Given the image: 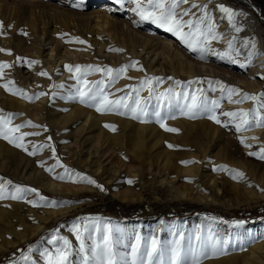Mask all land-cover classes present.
<instances>
[{"label": "bare ground", "instance_id": "obj_1", "mask_svg": "<svg viewBox=\"0 0 264 264\" xmlns=\"http://www.w3.org/2000/svg\"><path fill=\"white\" fill-rule=\"evenodd\" d=\"M7 1L8 0H0V7L7 6V8L12 10L13 7H11ZM82 1L83 0H79V2ZM239 1L246 6L255 8L252 0ZM144 2L146 3L147 0H144ZM191 3L206 5L212 17L213 25L214 22L217 25L219 24L215 32L219 34L222 39L213 40L211 42V47L214 51L220 53L228 51L227 43L235 37L233 41L234 48L240 52L239 57L234 56V58L238 60L237 63H231L227 56L221 59L219 55H213L211 53L206 54L205 58L201 60L198 52L182 53L181 49L175 47L171 40L137 32L135 29L136 26H131L133 25L131 22H127V24L121 19L125 14L127 18L132 20L140 18L131 10L135 5L125 2L123 7L119 5V9H122V14L120 13L117 15L110 10V7L104 6L102 9L95 10L86 18L85 21L88 22V28L85 29L84 32L91 41L89 43L91 49L88 50L86 47L82 48V52L79 55L74 54L75 56L72 58L71 62L68 63H65L64 56L55 58L58 47L50 42L43 44L42 48L38 51L21 46L24 39L30 38L31 36L22 30H14L12 18L8 17L7 21L1 18L0 22L3 23L4 34L0 35V48L6 50L7 48L8 50H12V47L17 48L16 53H20L22 56V61L17 65V70L15 67L13 69V61H10L6 56H3V58L1 57L4 59L3 62L12 65V67L4 69L2 78L8 75H15V72L20 75L29 74L27 76L28 78L24 75L20 76V78L24 77L25 79L24 82H21L20 87L27 96L36 98V103L31 110H39L41 108L48 109L49 104L56 103L54 105H56L57 108L67 112V115L64 114L63 119L70 123V127H73V125L77 123V119H79V121L84 122L81 130L86 129L88 125L86 118L91 119L89 127H95V125L98 127L107 123L114 124L116 127H128V130L133 132V138L135 139L130 151L132 153L130 156L138 160L141 159V156L146 154L144 152H147L152 144L156 143L151 142V140L146 143L144 137L147 135H151L152 141H161L162 136L166 134L167 137L163 139L162 143V146L165 147L169 143V140L176 141L178 138L183 140L197 138L193 136V132L206 129L205 142H207V144L203 147H199V155L197 153H191L195 155L188 154L195 162L188 163L187 167H181L182 171L179 174L180 176H184L180 177V179H190V181L193 177L196 178L201 174H204V178H208L209 181L205 183L208 185L206 188L210 189L211 186L210 190L201 187L200 180L196 181V192H198L196 200L200 202V199H205L208 196L210 199L218 201L219 196L217 195H220L221 183L217 179L221 178L224 183H227V179L223 178L224 175L228 174L231 178L232 175H234V173L230 174L227 170H220L221 166H226L227 169L238 170L245 174L244 178L240 179L243 184L242 187L235 183H231L234 190L241 187L244 192L248 194L247 200H261L264 198V159H260L258 155H249V153H259L261 149H264V127L254 125L251 128L238 132L236 131L233 118L223 115L224 112H236L240 110H257L261 115H264V109L259 107L261 103H264V96L261 95L264 94V89L262 88L264 85V38L262 36L259 21L254 12L247 11L244 17L245 23L239 25L238 27L241 30L236 32L233 27L234 23H230L227 16L219 10V5H224L234 11L233 7L225 4L223 0H190V4ZM41 4L42 2L39 0H22L15 4V9H19L23 13L29 11L30 13L40 15L43 11L41 6H39ZM190 4L182 5L181 10L183 8H188ZM255 10L257 12V9ZM192 13H195L197 16L199 13L201 14V11L199 8H193ZM189 18L190 16L184 17L185 20ZM261 20L264 23V17H261ZM104 27H107L112 33L118 31L127 34L128 37L126 40L120 39L121 43H118L117 39H114V42L110 41L111 38H108L105 34L103 30ZM60 40L65 43L61 38ZM245 41L255 42L256 45L255 51L257 55L253 57L251 64H247L246 57L248 52L252 51V49L250 45L245 47ZM11 42H15L16 46L11 47ZM113 43L125 46L126 50L122 49L123 51H115L116 48H121L117 45L112 46ZM50 45L54 48L44 56H41V63H39L48 66V68L43 71L47 72L48 75H38L42 70H32L31 67L33 65L29 66L28 61H35L40 57L44 48L47 49ZM80 46H86V44H80ZM55 48L57 51H54ZM97 61H103L105 66L113 69L126 64H133V62H135V66L128 68L130 71L128 78L125 77V71L114 84H109L108 82L111 77L105 76L104 73L101 72H95L92 76L89 75L84 79L82 76L78 81L76 72H69L66 67L71 65L74 68L76 65L81 66L83 63L93 65V63ZM241 63H244L246 66L241 67ZM96 66L100 67V65ZM85 67L86 66H83L82 70H84ZM237 69L240 71H236ZM149 77L161 78V82L158 85H155V82H153L157 94L168 88H174L178 92L187 90L190 93L195 92L197 89L202 90L209 102L212 100H217L219 102V107L215 110L217 113L216 116L219 117L218 119H220L221 123L217 124L215 120L209 121V119H207L209 113L207 112L199 114L198 120H195L189 115L181 114L177 107H173L171 111H169V109L164 106L161 108L162 117H166L164 123L167 127L178 130L177 132H169L165 131L159 123H153L152 119H155L153 116L143 117L141 120H131L127 119L129 115H119L116 112H98L95 107L89 112L90 109H85L83 104L78 105L75 101V98L79 96L77 90L85 87V81L92 82L104 79L105 84L108 85L105 91L111 93L109 99H116L130 93L131 87L133 88L136 84L139 86L140 81ZM8 81L11 80H6V82L5 80H1L0 84H6ZM176 81H180L181 84L179 86L176 85ZM190 81H194L195 83L189 85ZM1 87L2 85H0V99L3 100L1 102L4 103L7 96L3 95ZM8 87L12 90H16L15 83L9 84ZM229 88H236L239 90L238 94L232 96L233 101L242 100V94L245 93L255 95L258 99L255 101L243 100L241 103H230L227 98V89ZM41 92L46 93V95L39 96ZM142 92L140 97L143 102V100L148 97L147 87H145ZM197 95H199V93H197ZM129 103H131V100ZM155 103V98L149 101V112L153 110ZM180 103L183 104L184 100L181 99ZM19 106L21 109L29 110L27 99L21 94H19ZM0 115H3L5 118L10 117L11 123L14 125H26L24 122L17 123L19 121L17 119V110H5L1 106ZM176 115H178V117ZM75 116L77 117L72 122L70 118ZM145 120L147 122H144ZM105 121L108 122L104 123ZM8 127L13 126L10 124ZM22 128L16 135L25 133L21 132ZM35 137H37V140H35ZM251 137H255L256 139L245 140V143L250 145V147H246L244 143H241V138ZM24 138H26L25 143L29 145H24V148L30 149V151L36 144L39 143L38 146H41L46 142L43 136L38 135L25 136ZM192 145L195 144H191L189 147ZM209 148L215 150V152L208 155L207 149ZM0 166H3V163H1ZM203 168L206 170L200 173V170ZM19 172H21L22 176L28 174V176L31 177L30 171H28L26 167L22 171L18 169L14 175H19ZM131 172L133 173L134 169H127L125 174L118 180L117 178H119V176L106 172V174L103 173L99 177H92V179L97 183L99 180L104 179L105 183L111 186L115 185L117 182H122L123 185L128 186L126 187L129 188L128 191L121 190L120 194H118L120 195L119 199L122 201L128 198H139L142 195L144 185L142 186L139 181L137 182L136 179H134L135 176H129ZM6 174L11 175L9 171L0 172V185H2L5 190V198L0 199V210H6L8 212L1 211L0 214L3 215L8 213L9 215L16 216L17 220L19 219V225L24 229L21 234H16L13 239H1L0 251L3 249L7 250L9 247H13L33 237L43 230L48 220L59 217L70 210V206L72 205H69V203L63 204L66 202L57 203L47 199H41L42 197H40L39 194H35L31 191L34 186L39 185L49 192L60 190L61 192H70L74 194L83 191L85 188L97 189V187L92 184L88 187L78 184H76V186L56 184V181L52 180V178L42 175L46 180L45 182L35 180L31 188H29V185H27L29 187L24 188L26 191L21 194V199H11V195L16 194L15 190L19 187V182L9 183V179L7 180L9 175L6 176ZM62 174H64V171L57 176H61ZM217 174L219 177L215 178ZM125 176L127 177L125 178ZM127 178L132 181L134 179L130 186L128 181H126ZM249 187L256 189L251 190ZM30 201H33L36 205L38 204V206L42 208V214H44L41 219H38L36 216L38 219L36 220L37 223L31 229L25 227L22 217L16 213V211L24 205V210L29 214V217L31 214L34 215V209H29L31 205L33 206V203H30ZM203 201L204 200H202V202ZM26 205H30L29 208H27L28 206ZM43 207H45V209H43ZM11 210H13L12 213L9 212ZM194 217V219L182 220L180 222L174 219L165 221L163 218H156L155 221L150 223H141V221L121 223L117 222L115 219L112 220V222H105L107 218H103L100 222H96L97 227H101L99 231L96 234L89 231V234H86L84 239L86 243H90V240H92L91 238L94 240L97 239L100 243L104 230L110 229L113 239H115L117 235L121 237V242L114 245L115 250L120 253H125V251H122V248H124L128 251V259L131 260L132 246L137 244V237H140L139 246L141 251H143L145 247L151 245L153 237L160 242V245H167L170 247L174 240H178L180 236L183 235L185 238L184 244L187 246L188 237H193V243L195 244L194 238L199 234L205 241L206 247L204 251L207 253L206 256L201 257V264H264V222L247 223L241 227H233L226 226L205 215H195ZM88 223L90 225L93 224L94 221L91 220ZM117 229H119V231H117ZM92 233L94 237L91 236ZM213 242H216L217 247L215 255L211 252V245ZM47 245L50 244L47 243ZM92 245L93 244L90 243V247H92ZM46 248H49V246ZM49 249L54 250V246Z\"/></svg>", "mask_w": 264, "mask_h": 264}, {"label": "rangeland", "instance_id": "obj_2", "mask_svg": "<svg viewBox=\"0 0 264 264\" xmlns=\"http://www.w3.org/2000/svg\"><path fill=\"white\" fill-rule=\"evenodd\" d=\"M18 1L22 0L7 1L8 4L13 7L12 10L7 8V6L0 7V19L2 18L7 21L8 17L12 18L14 30H22L31 36L30 38H25L21 46L38 51L42 48L43 44L50 42L58 47V51L56 48L54 50L57 51L55 58L64 56L65 63L71 62L72 58L75 56L74 54L79 55L82 52V48L86 47L88 50L91 49L89 44L91 41L84 32L85 29L88 28V22L85 20L90 14L97 9H102L104 6L110 7V10L117 15H119L122 10L119 9V4L116 3V0H83L82 2H79V0H39L42 2L39 6H41L43 11L38 15L30 13L29 11L23 13L19 9H15V4ZM223 1L228 6L233 7L236 13L240 14L234 17L232 21L236 27L245 23V12H254L259 21L262 36L264 38V23L261 20V17H264V0H252L255 8L246 6L239 0ZM255 9L259 11L258 14ZM125 15L121 17V19L125 23L131 22L133 24L131 26H136L135 29L137 32L171 40L175 47L181 49L182 53L192 52L178 36L170 31H166L165 28L157 27V24L153 23L151 20L144 19L143 21L141 18L132 20ZM200 15L199 13L197 16ZM218 25L214 22V30ZM103 30L107 37L111 38L110 41L113 42L114 39H117V42L121 43L120 39L126 40L128 37L127 34L118 31L112 33L107 27H104ZM60 38L65 43H63ZM79 41H84V43H80ZM10 44L11 47L16 46L15 42H11ZM80 44H86V46H80ZM116 45L126 50L125 46H121L117 43L112 44V46ZM52 48H54L52 45L48 46L47 49L44 48L42 54L36 60L41 63V56H44ZM16 49L17 48L12 47V50H10L11 55L0 52V61L3 62L4 59L2 58L6 56L10 61H13V69L15 67L17 70V65L22 61V59L17 60V57L22 58V56L20 53H16ZM39 63L33 64L31 69H41L45 71V69L48 68V66ZM87 65L90 64L83 63L81 65V72H76L78 77L83 76L84 79L95 73L91 72L88 75H82L84 71L82 67ZM96 65H100L102 68L105 67L103 61L94 62L93 66ZM236 71L240 70L237 69ZM129 72V69H127L125 77H129ZM23 75L28 78L27 76L29 74L20 75L15 72V75H8L5 78H0V81L5 80L6 82V80H11L15 83L16 90L21 89V82H24L25 79L24 77L20 78V76ZM0 85L4 84L1 83ZM135 87H138V85L136 84L133 86V88ZM262 88L264 89V85ZM16 90L9 91L6 90L5 87H1V92L4 96H7V98L4 100V103L1 102L3 100L0 99V107L2 106L5 110H17V119L19 120L17 123L24 122L26 124L21 132L39 133L38 136H43L46 141L43 144L46 147L36 150L39 145L37 142L38 144H36L31 151L30 149L25 150L26 148H18L14 143H9L8 140L0 136V164L3 163V166H0V172L9 171L11 173V175L6 174V176L9 175L7 180L9 179L11 183L19 182V187L24 189L29 186V188H31L35 180L45 182V178L42 177V175H44L55 180L56 184L70 186H76V184H78L88 187L91 184L81 180L76 176V173H79L80 176H87L90 178L99 177L103 173H111L119 176V178H117L118 180L125 174V171L130 168V170L134 169V172H131L129 176H135L134 179L144 186L142 195L139 198H128L123 201L119 199L120 195L118 194H120L121 190L128 191L129 188H126L128 186L123 185L122 182H117L115 185L111 186L105 183L104 179L99 180L98 184L103 187V190L99 188H85L83 191H79L75 194L61 192L60 190L49 192L39 185L34 186V188H32L36 190L34 193L39 194L43 199L57 203L66 202L63 204L69 203V205L72 206H70V210L63 215L48 220L43 230L38 234L13 247H9L7 250H1L0 264H46V260L40 257L39 252L48 246L49 248L53 247L47 245L48 240L53 236L67 238L72 245L73 254L70 259L73 261V264H81L82 255L78 254L80 241L77 240L75 233L72 231L73 225L79 226L87 252L91 249L90 243L93 244L94 241L96 243L99 242L97 239L94 240L91 238L92 240H90V243H86L84 237L86 234H89V231L96 234L98 232L97 229L101 228L97 227L96 222H100L103 218H107L105 222H112V220L115 219L117 222L121 223H131L135 221L150 223L155 221L156 218H163L165 221L174 219L180 222L182 220L194 219L195 215H205L226 226L233 227H237L234 223L235 221H242V226L247 223L264 222V198L258 201L247 200L248 194L241 188L243 184L240 179H233L227 174L224 175L223 178L227 179L228 182L224 183L221 178H218L219 176L217 174L215 178H218L217 180L221 183L220 195H217L219 199L215 201L207 196L205 199H202L204 200L203 202L201 199L200 202L196 200L198 192H196L197 188L195 185L196 181L200 180L201 187L210 190L211 186L210 189H208L206 188L208 185L205 183L209 181L208 178H204V174H201L196 178L193 177L191 181L190 179H180V177H184L179 175L182 171L181 167H187V164L181 163L183 161L192 163L193 160L188 154L197 153L199 155V147H203L207 144V142H205L206 129L194 131L193 136L197 138L184 140L178 138L176 141L169 140V143L165 147L162 146V143L163 139L167 137L166 134L162 136V142L152 141L151 135H147L144 137L146 143L150 140L156 143L152 144L148 151L144 152L146 154L141 156V159L138 160L130 156L132 154L130 151L135 139L133 138V132L128 130V127H116V125L113 124L115 126L114 131L105 127L106 124H102L98 127H96V125L95 127H89L91 123L90 118H86L88 125L84 130H81L84 122L79 121V119H77V123L73 125V127H70V123L63 119L64 114L67 115V112L57 108L56 105H54L56 103L49 104L48 109L41 108L32 111L31 109L36 103V98L31 96V100L27 99V105L30 111L21 109L19 106V94H13ZM142 93L141 91L140 96ZM133 96H135V93H133ZM75 101L78 105L83 104L80 102V96H77ZM83 107L85 109H90L89 112L93 110V107L87 104H83ZM216 114L215 110V115ZM77 116L70 118L72 122ZM176 116L178 117V115ZM198 118L199 114L193 119L198 120ZM127 119L133 120L131 115H129ZM28 121H31L34 125H38V127L28 125ZM152 121L155 124L157 123L155 119H152ZM209 121H212V119H209ZM107 122L108 121H105L104 123ZM107 125L112 124L107 123ZM11 126L14 127L15 125L11 123ZM16 134L17 132L12 133V137L14 138L21 135ZM35 140H37V137H35ZM25 141L26 138H24L23 141L17 142L29 146ZM191 144L195 145L189 147ZM169 145H173L174 147H169ZM33 150L35 154L29 155ZM207 152L208 155H210L214 153L215 150L209 148ZM25 167L30 171L31 177H29L27 173H25L27 175L22 176L21 172H19V175H14L18 169L22 171ZM49 168L53 170L49 172L47 170ZM205 170L206 169L203 168L200 170V173ZM62 171H64V174L61 176L65 177L63 180L57 178V175H60ZM126 177L127 176H125V178ZM126 181H129L128 178ZM231 183L240 185L241 187L239 188L241 189L238 188L234 190ZM249 188L251 190L256 189L253 187ZM26 206L29 208L30 205ZM29 209H34L35 216L31 214L29 217V214L24 210V205L23 207L21 206L16 213L22 217L25 227L31 229L37 223L36 220L41 219L44 214H42V208H40L38 204L36 205L33 203V206L31 205ZM43 209H45V207H43ZM1 211L6 210H0V212ZM12 211L13 210L9 212L12 213ZM91 220L94 221V223L89 225L88 222ZM85 228H87V231H85ZM23 229L24 228L19 225V219L17 220L16 216L9 215L8 213L3 215L0 214V243L1 239H13L16 234H21ZM93 233L91 234L92 237H94ZM29 247L33 249L31 253L28 251ZM122 251L128 254V251L124 248H122ZM22 255L25 257L30 256L31 259H22Z\"/></svg>", "mask_w": 264, "mask_h": 264}, {"label": "snow or ice", "instance_id": "obj_3", "mask_svg": "<svg viewBox=\"0 0 264 264\" xmlns=\"http://www.w3.org/2000/svg\"><path fill=\"white\" fill-rule=\"evenodd\" d=\"M134 4L135 7L131 10L135 12L142 20L147 19L151 20L153 23H156L158 27L165 28L166 31L172 32L192 51L198 52L200 54L199 58L203 60L205 55L211 53L213 55H219L221 59L225 56L228 57L231 63H237L238 60L234 58L239 57L240 52L234 48L233 41L229 40L227 43L228 51L224 53L216 52L211 47V42L213 40L222 39V37L217 34L214 30V25L212 23V17L209 14L206 5H198L195 3L190 4V0H147L145 3L144 0H116L121 7L124 3ZM185 4H190L188 8H183L181 6ZM193 8H199L201 11L200 16H196L195 13H192ZM220 12L224 13L229 22L231 23L239 13L234 12L232 9L225 7L224 5H219ZM185 16H190L189 19L185 20ZM236 32H239L241 29L236 27L233 24ZM3 23L0 22V35L4 34L3 32ZM186 29V30H185ZM78 39V38H77ZM84 43V41H79ZM245 47L250 45L252 51H249L246 57L247 64H251L253 57L257 55L255 48V42H244ZM115 51H123L122 49H116ZM0 52H4L8 55H11L10 50L0 48ZM22 58L17 57V60ZM39 63L38 61H28L29 66ZM133 64H126L119 68L113 69L110 67H99L93 65H87L82 72V75H88L91 72H101L105 76L111 77L109 84H114L116 80L125 73V71L134 67ZM241 67H245L244 63L240 64ZM12 67L11 64L7 62L0 61V78L4 75V69ZM69 72H81V66L76 65L74 68L71 65L66 66ZM38 75L47 76V72H40ZM171 79V78H169ZM77 80H80V77H77ZM161 82L159 77H149L139 82V86L132 88L131 92L127 95L120 96L116 99H109L111 93L105 91L108 85L105 84V80L101 79L98 81L88 82L85 81V87L83 89H78L80 96V102L87 104L90 107H95L98 112H116L119 115H131L133 119L141 120L143 117L153 116L157 123L160 124L165 131L177 132L175 128L167 127L164 123L166 117H162L161 108L166 106L169 111L173 107H177L180 110V113L183 115H189L194 118L197 114H203L205 112L209 113L208 118L215 120L217 124L221 123L220 119L215 115V109L219 107V102L217 100L208 101L207 97L204 96L202 90L197 89L195 92H189L187 90L178 92L174 88H168L165 91L159 92L157 94L156 87ZM13 81H8V83L2 85L6 90L12 91L8 87L9 84H13ZM195 83L190 81L189 85ZM180 81H176V85H180ZM147 87L148 97L147 99L141 100L140 92ZM223 91V90H222ZM228 92V101L230 103H241L243 100H257V96L242 94V100H232L234 94H238L239 90L236 88L227 89ZM21 94L24 98L31 100V96H27L26 93L21 89H17L13 94ZM132 93H135V96H132ZM199 93V95H197ZM46 93L41 92L39 96H44ZM264 96V94H261ZM155 98L156 103L153 106V110L149 112V101ZM183 99L184 103L181 104L180 100ZM131 100V103L129 101ZM166 102V105H165ZM260 108L264 109V103H261ZM224 116L233 118L235 122L236 131L246 130L252 126H261L264 127V115H261L257 110L249 111H236V112H224ZM175 118V117H172ZM144 122H147L146 120ZM28 125L32 127H38V125L32 124L31 121L27 122ZM11 124V118H5L3 115H0V136L8 140L9 143H14L16 147L23 148L22 143L17 141H23L25 136L30 135H39V133H22L19 136L12 137V133L19 132L24 125H15L14 127H8ZM115 130L114 125H105ZM246 139H256L255 137L251 138H241V143H244L246 147L250 145L245 143ZM46 147L45 145L38 146L39 148ZM169 147H174L169 145ZM27 150V149H25ZM54 151V149H53ZM35 151L30 152L29 155H34ZM249 155H258L260 159H264V149H261L259 153L250 152ZM195 161H192L194 163ZM182 163L188 164L189 161H183ZM51 172L53 169H47ZM220 170H227L232 175L233 179H243L244 173L238 170L227 169L226 166H221ZM76 176L81 180L87 182L88 184L95 185L97 188L103 190V187L99 185L95 180L87 176H80L79 173H76ZM58 179L63 180L64 176H57ZM71 178V177H69ZM9 183H11L9 181ZM129 184L133 183L132 180L128 181ZM26 190L20 187H17L15 192L16 194L11 195V199H21L22 193ZM32 192H36L35 189H31ZM5 198V190L2 185H0V199ZM43 199V198H41ZM30 203H34L30 201ZM237 227H241L242 221L234 222ZM72 231L75 233L77 240L80 241L79 255H82L81 264H201V257L206 256L207 253L204 251L206 244L204 239L197 234L195 236V244L193 243V237H188L187 246L184 244V236L181 235L178 240H174L172 245L169 247L167 245H160V242L153 237L151 240V245L145 247L143 251L139 246L140 237H137V244L132 246L131 250V260L128 259L127 253L117 252L114 248V245L121 242V237L117 236L113 239L112 232L110 229H105L102 236L101 242H93L91 249L86 252L85 244L81 236L78 225H73ZM87 231V228H85ZM99 231V229H97ZM119 231V229H117ZM50 245L54 246V250H49L44 248L39 252L40 257L46 260V264H73V261L70 259L72 256V245L67 238L53 236L48 240ZM29 253L33 251L31 247L28 249ZM211 252L213 255L217 252L216 242H213L211 245ZM90 253V255H89ZM22 259L30 260L31 257H25L22 255Z\"/></svg>", "mask_w": 264, "mask_h": 264}, {"label": "water", "instance_id": "obj_4", "mask_svg": "<svg viewBox=\"0 0 264 264\" xmlns=\"http://www.w3.org/2000/svg\"><path fill=\"white\" fill-rule=\"evenodd\" d=\"M257 13H259V11L257 10Z\"/></svg>", "mask_w": 264, "mask_h": 264}]
</instances>
